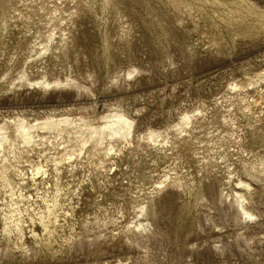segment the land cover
Here are the masks:
<instances>
[{
  "label": "rangeland",
  "instance_id": "rangeland-1",
  "mask_svg": "<svg viewBox=\"0 0 264 264\" xmlns=\"http://www.w3.org/2000/svg\"><path fill=\"white\" fill-rule=\"evenodd\" d=\"M15 7L19 26L5 22L4 9L13 15ZM51 32L61 48L28 76L73 77L83 88L5 91ZM263 68L264 0H0V118L69 113L97 122L118 107L145 134L201 108L207 121L215 114L229 157L255 163L264 160V89L245 96L250 109L224 97L231 81ZM229 119L239 129L227 130ZM124 152L88 169L67 171L41 156L20 165L19 181L9 172L0 189V264H264V180L254 185L259 216L251 222L218 202L215 152L202 158L186 141L162 159ZM40 163L50 173L47 192L24 176ZM178 178L189 186L171 185ZM47 208L56 216L49 227ZM145 218L151 231L139 235L133 223Z\"/></svg>",
  "mask_w": 264,
  "mask_h": 264
},
{
  "label": "bare ground",
  "instance_id": "bare-ground-1",
  "mask_svg": "<svg viewBox=\"0 0 264 264\" xmlns=\"http://www.w3.org/2000/svg\"><path fill=\"white\" fill-rule=\"evenodd\" d=\"M57 10L56 8L54 12ZM4 11L7 14L5 22H19L21 14H19L18 8H13V15L6 8ZM35 37L36 35L33 34L32 39ZM61 43L62 41L56 40L54 33L51 32L41 42V47L35 54L27 58L26 68L20 76L18 75L7 82L5 91L16 94L19 87L26 88L28 86L33 89L36 87L47 88L51 89L50 91L57 88L81 89V84L73 77L50 78L43 73L36 78H30L27 74V70L31 66L54 56L61 48ZM134 71L128 70L127 75L130 76ZM229 88L230 92L224 94V98L244 99L246 108L250 109L251 102L245 96L249 92L259 93L264 89V68L254 74L234 79ZM259 97L262 98L261 95ZM257 101V99L252 100L254 105H257ZM205 113L206 110L201 108L186 111L174 124L167 126L163 131L149 130L145 134L138 133L135 118L118 107L106 110L100 115L97 122H93L84 115L74 116L69 113H47L33 119L19 112L9 116L3 115L0 118V189L5 184L9 172L15 173L19 181V175L24 171L20 165L35 157L45 156L46 159L51 156L57 166H63L67 171L78 167L88 169L89 166L97 167L99 164L110 162L116 155H120L122 150L123 154L126 151L131 157L143 151H153L162 159L176 144L186 141L197 148L202 158L207 157L206 154L209 150L219 156V168L221 169L219 174L221 176L218 184L223 198H218V202L234 208L235 213L244 216L245 220H256L259 213L256 209L258 200L255 198L257 189L254 185L261 184V181L264 180V166H262L264 160L260 161L258 157L255 163L245 160L238 163L229 157L224 143L226 136L224 131L216 126L215 114H212V119L207 121ZM235 128L239 129L229 119L226 122V129ZM238 138H241L239 134ZM24 176L28 179V186L36 190H45V192L49 190L50 173L42 163L38 164L36 171L30 176L26 174ZM24 179L25 177L20 178V181H24ZM168 183L167 180L163 181L160 184L161 188L163 186L165 188ZM171 185L183 188L189 186L186 181L179 178L173 180ZM16 204V202L12 203V205ZM15 211H19V209L16 207L9 210L11 213H15ZM142 213L143 207L139 214ZM142 216L146 217V214L144 213ZM55 222L56 216L53 214V208H47L43 221L44 226L49 227ZM151 225L152 223L147 218L137 219L133 223V229L134 231L137 229L138 234L142 235V233L151 231Z\"/></svg>",
  "mask_w": 264,
  "mask_h": 264
}]
</instances>
